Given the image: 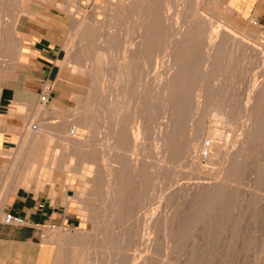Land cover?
<instances>
[{
	"label": "rangeland",
	"instance_id": "374dc122",
	"mask_svg": "<svg viewBox=\"0 0 264 264\" xmlns=\"http://www.w3.org/2000/svg\"><path fill=\"white\" fill-rule=\"evenodd\" d=\"M5 1L4 0H0V4L2 5V6L0 5L1 6L0 7V11H2L0 13V19H1L0 20V37L2 38V39L0 38V40H1L0 41V47H1L0 48V51H1L0 52L1 53L0 62H1L2 55H4V56L6 55V54H4L6 52H4L3 50H6L7 53L9 52V55H7L9 57L7 58V56H5L6 57L5 58L3 56V58H2L3 61L1 62L3 64L0 63V69H2V70H0V73H2L4 71H9V68L11 67V65L12 64L14 65V63H12L10 58L11 57L13 58V56L17 52L16 50H18V46L17 45H19V42H17V41H19L23 37H24L23 49H28V47H29V45L31 44L32 41L42 39V41L46 42L48 45H51L52 47L58 48L61 53H60V63H59L60 64V71H59L58 78H57V80L48 83V85L50 86V90L52 92V94H51L52 99H51L50 103L47 104V105H43V104H41L40 99L38 97V101H37L36 105L33 104V105H31L29 107V110H25L24 111L25 113H24L23 116L25 117V120L27 122V126L24 129V135H23L25 138L22 137V139H21L22 142H21V140L17 142V147L14 150H11V152H9V153H4L2 155V157H0V159L3 160V162L5 163V165H6V162L9 163L7 168L6 167H0V203L3 200V198L6 197L7 195L9 196L10 199H13V198L17 197V195L25 197L27 194H23V193H24V190L27 189V190H30V191H34L35 193H40V194H36V196H39L40 198L49 197L53 201V204H57V202H60V203L66 202V204L68 203L67 204L68 208H67L66 212L71 214V215L74 214L75 215V220L73 221V224H66L64 226L52 225V226L48 227L46 229V231H45L43 239L37 241L35 244L34 243H32V244L21 243L20 245L0 244V264H55L56 261H55V256L54 255L59 250L60 244L63 243L64 238H65V240H67L69 238V234L71 235V233H73L74 231L84 232L83 236H85V237L81 236L83 238L80 237L79 240L69 239L70 240L69 242L72 241L71 243H77L79 245L81 244L80 247L85 249V250L91 249L90 247L92 245L93 248L91 250L95 251V249H96V251H97V253L96 252L95 253L92 252L91 255L93 257L89 256L88 260H86L85 264H94L95 261H93V263H90V262L92 260H94L96 257H97L96 262L98 261V263H95V264H122V263H124V260L126 261L124 264H127V263L128 264H130V263L131 264H138V263L139 264H143L144 262H145L144 264H147V263L148 264H155V262H156V264H159V263L160 264H169L170 262L175 263V261H176L175 264H177V263L178 264H187V263L189 264V260L188 259L194 258V256H192V255H194V253L197 252L196 251L197 249L199 251V248H201L200 247L201 245L199 243H196V241L200 242L199 239L202 236L205 235V237H206L209 234H211V235L213 234L214 235V236L210 235L209 236L210 238H207V237L205 238L204 237V239H205L204 240V242H205V252L204 253L207 256V258H210L209 254H211L210 256L212 257V258H210V260L206 259L207 262L208 261H210V262L212 261V263L209 262V264H213V263H215V264H259V263L260 264H264V253H263L264 252V173H263L264 172V112L261 113L260 117L258 116L256 118H254L255 120L254 119L250 120V118H248L245 115L246 101L249 99L248 95L251 93L250 92L252 90L251 88H254V87L258 86L259 83L262 84L263 81H264V76L261 75L262 74L261 70L263 68L262 67V65H263L262 62H259L253 55H247V54H244L242 52L240 53L238 51L237 52H235V51L233 52V51L230 50L231 52L228 51L226 54H224L222 56L221 55L219 56L220 58L218 59V61L215 63V65L213 67V69L215 68V70L212 69L213 72H212V70H210V72L206 71L207 72L206 73L203 70V64H202V62L204 61V58H205V54H203L205 52V50L203 49L204 48L203 46H205V44L204 45L201 44V43H204L203 40L205 39V36L203 37V40L200 42V45H199V43H197L194 40L191 41L192 40L191 38H189L188 41L186 40V42L183 43L184 47L182 46L183 44L175 46V43H173V42H176V39H173L174 37L172 35L174 33H172V32H175V30L178 28V27L175 28L176 24H178L180 22L182 23V19H183L182 18L181 20H179L182 17V15L180 16V13L178 11L179 8L181 9V6H179V4L180 3L183 4L185 0L184 1L183 0L182 1L179 0L180 3L178 2V0H172L174 2H171V0H163V1L159 0L158 1V3H160V1L162 3L165 2L168 5V7H167L168 9H170V7H171V9L168 10L167 13H165L166 18H165V15L163 17L161 15V17H162L161 20H164L163 21V25H164V23H166V26L164 25V32H162L163 35L161 33L158 34V35H160L161 39L158 37V35H154V36H152V38L150 37L148 42H150V43L152 42L154 44L152 45V43H151V45H149V43H147V45H149L148 46L149 48L145 49V53H144L145 57L143 56L144 57L143 59H145V60L144 61L141 60L143 62L139 61L136 64L138 69H139V70L137 69V71H138L137 73L138 74H136V75H140V73H141L142 77H141V75L138 76V79L141 78V80H142V78L144 76L142 81L139 79V81H140L139 83L144 81L143 82V84H144V83L149 81L148 82L149 85H147V86H150V84L153 85L154 82L157 83L156 81H158V78H156V77H158V75L160 76L159 79L161 78V75H162V77H164V75H165L164 71L167 72L169 70V69L166 70L168 66H170V67H168V68H170V71L173 70L171 68L172 67L174 68L176 66L175 62H173L174 61V57L177 56L179 58L180 64L181 65L183 64V66H181V67L182 68L185 67L184 70L185 69L187 70V71L183 70L186 75H184V73H182V75L184 77L181 78L182 80H179L181 82V85H182V81H183L182 88L185 87V89H183L184 90L183 91L182 88L180 87L181 85H179L178 89H180V88L181 89L180 90L177 89V92L179 91V93H180V95H179L180 99H178V97H177L179 93L177 95L175 94L176 91L172 95L173 97L174 96L177 97V101H176V97H174V98H175V102L176 103L178 102V104H176L174 102V100H172V99H174L172 97H171V103H173V102L175 103L174 105L172 104L174 107L175 106L176 107L180 106L179 109L182 108L181 111L177 112L179 109L177 107V109H178L177 110L176 107H175V113H178V114H176V117L179 118L178 119L180 121L179 125H181V126L178 125L179 126L178 128H180V134H181L180 136L181 137L178 136L177 138L179 140H181V141L180 142L178 141V144H177V148L178 149L176 148L177 152L175 151V154H174L175 157L173 155H170V157L171 156L172 157L169 158V156L163 150L164 149V143L162 141H159V140H161L159 138H161V136H160L161 135V132H160L161 130L160 129L165 128L164 124L167 123L168 118L170 117V115H168V117H167L166 116L167 114H165L167 110L165 108H163L161 106V104L158 103V105H156L157 107L155 106L156 109L154 108V110L151 111V114L154 111H157V113L154 112L153 115H152L153 121H156L155 122V127H153L155 130H153V128L151 126L152 123H153V121H152V123L150 125V127L152 129L149 128L150 130H148V132L145 134V136H147L148 138H150V136H151L152 140L150 141L151 138L149 140L146 139L145 136H143V137H145L144 138L145 140L143 138H141L142 140H140V147L142 148V151L148 152L147 154L146 153L144 154L145 155L144 158L147 155V157H146L147 160H145V163H146V166L148 167V169H147L146 166H145V169H144V171H145V179H146L145 182L147 183L146 186H148V184H149L148 190L151 189L150 191H148V193L149 192L153 193L154 190L155 191L158 190V191L154 192L153 194H148V193L147 194H135L136 193L135 191L137 190V187H138L139 184L136 183L137 181H136L135 178H131L130 186L132 188H134L133 186L135 185V188H134V190H132V188L129 187L131 191L128 190L129 193L126 194L125 197L123 196L124 194H120L119 195L120 197L122 196V198H124V199H122L120 197L118 198L119 203H123L124 206H121L122 204H119L120 207H118V208H120V209H118L119 211H116L117 214L115 216L117 219H115V221L113 220L112 224H108V223H110V222H108L109 219L108 220H106V219L109 218L110 215H112L111 213H113V211H115L114 209H115L116 206L113 203L114 202L113 198H110V196L107 193L106 188H104L105 186H103V185H105L104 184L105 183V178H103L104 174L102 175L101 173H104L105 169H107L109 167L108 164L110 163V161H108V158H106L105 160H102V159L100 160L102 155H106V156L108 155V151H107V149L105 147L106 145L104 143L105 142L104 140H106V138H105L106 137V133H104L103 131H101V133L98 132L97 128L95 127V126H97L99 124V121H98L99 118H97L98 116L97 117L94 116V120H95L93 122L94 126L92 125V127L90 129L86 130L88 136L91 133L90 136L93 137L92 138L93 141L96 139L97 142L94 141V144H97L98 141H99V143L96 146V149H94V147H93V149L95 151L90 153V155H92V156H90L91 158H89V155H87L86 153H82V154L78 155V156H81V157L76 156L71 161L70 160L67 161L66 159H64L63 157L65 155L64 154L65 151H63L62 148L59 145L57 146V144H58V142H57L58 138L57 137L58 136L55 137V135L57 133L55 134L54 132H56V131L54 129L53 130H51V129L54 128L55 126H57L58 124H60L61 121H63L64 119H68V120H71L73 122L77 121V120H80V117L82 115L81 112L83 110H81V108H80L81 105L79 104V97L81 99H83L84 97H87L88 94H89V96L92 95V93L90 94V92H89V90L87 88L82 87L80 85H76L74 82L70 81L71 80L70 77L72 76V72H71L72 71V67L75 66L74 65L75 62L72 61L73 60L72 57H73L74 53H76L77 50H79V48H77V47H79L78 46L79 45V37L78 36L82 35V32L84 31L83 29L85 28V26H87L86 24H84V25L82 24L83 25L82 29H80L78 27V22L79 21L82 22L85 19V17H87L88 15H95V17H96V19L98 21V23L96 25L98 27H96V29H99L100 31L94 29L95 28L94 26L93 27L89 26L90 30L88 29L92 33V35H91V33L89 32V36H91V38L92 37L94 38V39L92 38L93 39V41H92L93 45H92L91 49L87 50L90 53H93L95 51V49L97 50V48L100 47V45H97V44H99V41H98L99 35L100 34L101 35H104V34L106 35L108 32H110V33L116 32L119 40L121 41L122 46L125 44V42H127V41L129 42V41L132 40L129 44L133 45L132 47H134V46L137 45V42L139 40L138 37H137L138 33H137V30H136V28H138V24L136 25L137 22H136V20H134V18H135L134 14L136 13V11L134 9H137V7L136 8H132V10L128 9L125 12V14H123L124 16L123 15L120 16V18L117 19V21H114V23L111 24L112 26L111 25H107V26H104L103 29H102L101 27L104 25L103 22L106 20L107 15L111 12L110 6L108 4H106V2H108L109 0H75L74 1L75 3L73 2L74 6L71 9V10H75V12H71V11L66 10L64 8H60L58 6L52 5V3L49 0H5ZM117 1L118 0H111L112 3H117ZM176 1H177V3L174 4ZM186 1H191V0H186ZM192 1H194V0H192ZM199 1L197 0L198 4H201L199 6L200 7L202 6V8H204V11H202V14H204V16L202 17L203 19H205L207 21H209V20L213 21V23H215V24L217 23L219 25H223L225 23H229L237 31H241L240 34L244 33V35H246V36L249 35L251 38H252V36H251V34L249 32H251V33L256 32L257 34H260V36L264 37V0H248L246 5H244L243 2L241 1L240 3H238L241 6H239L238 4H236L237 6L236 5L235 6H232V5L230 6L228 4L229 1H226V0H220L217 3H214V5L210 4L208 0H206V1L205 0L204 1L203 0H199ZM57 2L60 3V4H65V0H57ZM203 2H204V5H203ZM96 3L97 4L101 3L102 5L104 3V5L101 6L100 8L95 9V11H93L92 7ZM150 4H151V1H150ZM151 5L154 6L153 4H151ZM151 5L149 6V8H151V9L156 8V7L153 8ZM26 10L27 11L30 10V11H28V13H25V12H27ZM129 10H131V11H129ZM138 11H140L139 8L137 9V12ZM229 11H231V12H229ZM127 12H130L131 15L129 13H127ZM177 12L179 13V16H178ZM176 13H177V15H176ZM127 15H130V16H127ZM173 16H175V17H173ZM127 17H129L130 19L127 18ZM131 17H133V19ZM177 17H178V19H177ZM167 18H169L168 21H167L168 23L165 21ZM176 19L179 20L180 22L176 21ZM120 20H122V22ZM132 20H134V21H132ZM174 20H175V22H174ZM16 21L18 22V23H16L17 25L15 24ZM150 21H151V19L148 21V23L146 22V25L147 24L149 25ZM220 21H221V23H220ZM14 24H15V26H14ZM124 24H126V25H124ZM127 24H129L128 25L129 27L127 26ZM169 24L170 25L173 24L174 26L173 25L170 26ZM113 25H115V27ZM168 25H169V27H168ZM106 27L109 30L111 28V30L113 32L111 30L109 31L108 29H106ZM167 27L170 30L169 29L167 30L166 29ZM3 28H4V30H2ZM134 28H135L136 32L134 31ZM9 29H10V31H9ZM127 29H128V31H127ZM13 30H15V33H14ZM22 30H23V32H22ZM88 30H86L85 32L88 33L87 32ZM91 30H93V31H91ZM119 30H121V31H119ZM247 30H250V31L247 32ZM93 32H95V33H93ZM117 32H119L120 35ZM123 32L126 33V34L124 35ZM121 33H123V34H121ZM12 34H15V35H12ZM168 34L169 35L171 34V35L169 36ZM205 34L206 33H204V35ZM121 35H124V37H122ZM17 36L18 37L20 36L19 40H17V38H18ZM125 36L127 38H125ZM166 39L170 40V41H167ZM2 40L5 41L4 45H3L4 41L2 42ZM10 41H11V43H10ZM132 42H133V44H132ZM9 43L10 44L14 43L15 45L14 44L10 45ZM134 43H136V44L134 45ZM167 43L170 44V47H169V44L167 45ZM187 43L191 44V45H188ZM6 44H7V46H6ZM193 44L195 46L199 45V47H194ZM13 45L15 46V49H14ZM8 46H11L12 48L8 47ZM16 47H17V49H16ZM119 47H120V45H119ZM157 47H159V48L161 47L162 49L158 48L159 49L158 50ZM171 47H174V48H171ZM2 48H3V50H2ZM7 48L9 50H11L12 52L8 51ZM194 48H197V49H194ZM13 49L16 52L13 51ZM114 49H116V51H117V52L116 51L114 52L116 54L118 53V51L121 52V49L118 48V46L116 48H114ZM172 49H173V51H172ZM177 49H179V51ZM148 50H150V51H148ZM192 50H193V53H192ZM12 53H13V56H11ZM173 53L175 55H173ZM179 53H180V55H179ZM183 53H185L186 55L183 54ZM120 55H122V54H120ZM181 55H183V56H181ZM191 55H192V57H190V59H189V56H191ZM4 59H6V60H4ZM69 60H71L72 62L70 61L71 62L70 63ZM107 60L105 59V62H107L108 64L106 63V65L105 64L102 65V68L103 67L104 68L103 69L101 68V69L98 70V73L102 72L100 74H103V76L105 75L104 77L103 76L101 77V75H100V79H102V80H100L99 86L100 85L103 86L102 83H105V82L109 83V81L111 80V74L112 73L110 71L111 70V66H110L111 59H110V57L107 58ZM67 61L70 64L67 63ZM168 61H169V63H168ZM186 61H188V62H186ZM26 64H27V60H25L24 64L22 62L18 64V69H19L18 78L21 77V74H22L23 70L26 69L25 66H24ZM173 64H175V65H173ZM6 66H7V68H8V66H10L8 68V70H7ZM14 66L11 67V68L13 69ZM191 66L192 67L194 66V67L192 68ZM198 67H199V69H198ZM195 68H197V69H195ZM103 70H105V71L107 70L109 72H107V71L104 72ZM170 71H168V72H170ZM197 71H198V73H197ZM181 72H182V70H181ZM214 72L216 73V75H215ZM106 74H107L108 78H106ZM187 76H188V78H187ZM152 77H153V79H152ZM185 77H186V79H185ZM199 77H200V80L197 79ZM256 77H258V78H256ZM69 78H70V80H69ZM190 78H192V80ZM105 79L106 80L109 79V80L105 81ZM154 79H157V80H154ZM188 79H189V81H188ZM184 80H186V81H184ZM261 80H263V81H261ZM150 82H152V83H150ZM188 82H189V85H188ZM186 83H187V85H186ZM209 83H210V85H209ZM252 84H253L254 87L252 86ZM94 86L96 87V89L101 88V87H98V85H96V84ZM105 87H107V84L106 85L104 84V87H103L104 89L101 88L98 91H96L95 88H94L95 94L104 90L103 92L106 93V94L101 92V94L99 93V96H100V98L103 97L102 95L106 96L107 95V91L105 92V90H107V88L109 86L107 88H105ZM223 87H225V88H223ZM197 88H200L203 91V100L206 101V102H205L204 108L202 107V109H201V110L204 109V111L200 110L199 112L196 113L195 108H194L195 107L194 106L195 105V101H194L193 98H194V92H195L194 89H197ZM180 91H182V92H180ZM71 93L74 96L76 95V98L78 96L79 97L76 99L75 97L72 96ZM216 96H218V97H216ZM103 98H102V102H104L103 100L105 99V98L104 99ZM83 100H85V99H83ZM192 101H194V102H192ZM213 101H214V103H213ZM242 101H243V103H242ZM80 102H81V100H80ZM261 103L264 104V97H263V101H261ZM179 104H181V105H179ZM263 104L262 105L260 104V106H263L262 108H263V111H264V105ZM220 105H221V107H220ZM224 106H225V108H224ZM54 107H57L58 109L54 108ZM52 109H56V110H52ZM163 109H164V111H163ZM21 111L22 110H20V112ZM212 111H214V112H212ZM222 111H223V114H222ZM231 111H232V113H231ZM163 112H165V113H163ZM181 113H182V115H181ZM233 113H234V115H233ZM197 114H199V115H197ZM204 114H207V115H204ZM177 115H179V116H177ZM196 115H197V118H196ZM215 116L217 118H219V119H217ZM221 117H222L223 120L221 119ZM154 118H155V120H154ZM224 118H225V121H224ZM256 119H257V122H255ZM227 120L231 121V122H227ZM198 121H199V123L204 124L208 128L211 127V129L214 130L217 133V135H216L217 140L222 144V146L224 144V149H226V150H223L225 152L222 151L223 152L222 154L226 153V154L232 155L233 153H235V150H236V152L239 151V148H240L239 146L241 145L242 141L246 140V143L249 142L247 146L245 144V146H244L245 149L242 150V152L240 153L241 158L240 157L239 158L241 160L238 158V161H239L238 162L237 159H235L238 162L237 166L234 165L235 166L234 167L233 165H231L233 162L237 163L236 161H234V159L233 160L232 159L228 160V159H224V157H221L219 160H221V159L222 160L221 161H217V163L215 161H212L214 164H212V162L209 163L208 161L204 162L203 165L208 168V169L205 168L206 172L210 168L211 169L207 173L206 172L205 173H201L203 175L199 174L198 172H196L194 170L193 163L191 162L190 158L185 157V154H184L183 150L186 148L185 145L187 144L186 143L187 142L186 139L188 138L187 130L189 129V127L192 124V122L194 124H195V122L197 124H199ZM261 122H263V123H261ZM157 124H158V126H157ZM210 124L211 125L214 124V125L211 126ZM229 124L232 125V126L230 127ZM45 125H46L47 128H50L49 133L47 132V134H46V139H42V141H40L41 144L40 143L36 144L35 148L34 149L32 148L34 151H32L31 149H27V148H30L32 146L31 141H32V138L34 137V135L36 134V132L39 131L40 129H42L43 127H45ZM183 125H184V127H183ZM255 125H256V127H254ZM252 127H253V130H252ZM247 131L248 132L251 131V132L248 134ZM96 133H98V134H96ZM147 134L148 135L150 134V135L148 136ZM154 134H156V135H154ZM247 134L251 135V136L247 137ZM50 135H52V136H50ZM47 136H49V138H50L49 140H48ZM155 136H156V138L159 137L158 138L159 140L156 139ZM245 136L247 138H249V137L250 138L247 139ZM244 138H246V139H244ZM251 138H253V140H251ZM241 139H242V141H241ZM43 140H45V141L43 142ZM157 140H158V142H157ZM204 140H205L207 146H208V143L211 142L210 137H206ZM47 141H48V145H47ZM154 142H156V143H154ZM50 144L52 146H50ZM49 146L54 148V150L56 148V151L52 152L51 154L56 153L58 155V160L56 162V165H54V166L51 165V163L49 161V160H51V159H49L51 157H49V156L48 157H44V155H46V154H42V153H46L45 149L47 147H49ZM57 147H58V149H57ZM97 147H99V149L100 148L101 149L99 150ZM225 147H227V148H225ZM59 149H61L60 150L61 152L59 151ZM222 149H223V147H222ZM29 150H30V152H35V150H37L38 153H36V154L39 155L38 162L36 160V162L34 164H32V161L28 158V156L30 155V154L28 155V153H30ZM233 150H234V152H233ZM211 152L212 153H217V149L215 147H212L211 148ZM243 152H245L246 154H244ZM21 153H22V155H21ZM162 154H165V155H162ZM17 155H19V156H17ZM158 155H160V156H158ZM243 155H245V157ZM83 156L84 157L88 156L87 157L88 159L84 158ZM134 156L137 158L138 155L137 156L134 155ZM4 157L9 158V160L5 159ZM139 157H141V156H139ZM85 159L88 160V161L83 164ZM242 159H243V161H242ZM247 160H248V162H246ZM63 161L69 162L66 167H63V163H64ZM162 162H164V163H162ZM101 163H103V164H101ZM148 163H149V165H148ZM151 163H153L154 165H150ZM176 163H178V164H176ZM235 163H233V164H235ZM157 164H158V166L162 165L164 167V170L166 171L165 174L167 173L166 175L164 173H161L160 175H157L154 172H152V167L151 166H157ZM240 165H242L241 168H239ZM60 166H62V167L60 168ZM83 166H85L87 170L89 168L91 169V174L90 175L93 176L94 174H96L98 172V174L100 176L99 177L100 179H99L98 175H96V182H97L96 186H98V185L99 186L95 187V189H94V194H95L94 195V199H93L94 201L92 200V202H90L93 205L90 204L91 207L89 209L91 211L87 210L89 212L84 210V208H85V204H84L85 197H82V200H81V197H80L82 194H86V193H83V191H81V189L83 190L84 180L87 179V177L82 174L83 171L85 170L83 168ZM106 166H108V167H106ZM52 167L55 168V169L53 168V173L51 172L52 171ZM22 168L23 169L27 168V170L30 168V170H28V171L24 170L25 172L22 173L21 172ZM57 168H60V169L58 170ZM98 169L99 170L101 169V170L99 171ZM54 170H56L55 173H54ZM71 170L75 171V173L69 172ZM258 170H260V171L258 172ZM51 173L53 175H51ZM19 175L25 176V179L27 180L26 184L29 185L28 188H26L24 186H21V187H19L16 190L12 189L13 188L12 185H14L13 183L15 181L14 178L19 177ZM148 176H149V178H148ZM152 177H155V179L152 178ZM199 177H200L201 180L197 179ZM221 177H222V179H221ZM235 178H236V180H235ZM98 179H99V181H97ZM133 179H134L136 184L134 183ZM150 179L151 180L154 179V180L151 181ZM215 179H217V180H215ZM202 180L206 181V182L210 181L209 183L212 182L213 184H217V182L218 183H223L225 186L224 185L222 186V184H220L221 187L218 188V190H214L213 192H212V190L211 191L208 190V193L209 192H210V194L214 193V194L217 195L216 197H218L219 194L220 195L223 194L224 196L223 195L219 196V199L216 198V201H215V199L214 200L212 199V198L215 197V195L210 196L211 199H209L210 198L209 196L205 198V200L208 201L206 203L209 206L207 208V210L210 211V214L213 213V215H210V217L211 216L213 217V220H212V217H211L212 222L210 221L211 224L210 223L206 224V227L204 228V230L206 229L205 232L202 231L200 229V227H198V229L197 228L194 229L195 231L192 228L191 229L192 230V236L193 235L194 236L191 237L190 236L191 232H189L188 234H185V233H187L188 230L191 228V225L188 224L189 221H187L188 220V217H187L188 212L187 211H190L193 208V206H190L191 205V201H193V200L189 197V196H191V195H189V193L190 194H195V193L194 192L191 193V191L189 193H187L185 190L184 191H183V189L181 190V187H185L188 183L190 184V183H193V182H196V181L198 182V181H202ZM98 182H99V184H98ZM132 183H134V185H132ZM170 183H172L173 185L171 184L172 185L171 186ZM151 184H152V188H151ZM136 185H137V187H136ZM153 186H154V188H153ZM169 186H171V187H169ZM77 188H78V191H76ZM19 189H20V194H17V191ZM225 189L227 190L226 192H225ZM171 190L172 191L174 190L175 194L171 195V194L167 193V192H170ZM220 190H223V192H225L226 194H224ZM48 192H50V194H42V193H48ZM206 192H203V194H208ZM217 192L219 194H217ZM229 192H230V194H229ZM91 193L93 194V192H91ZM155 193H157V194L159 193V194L157 195ZM196 194H198V193H196ZM199 194H202V193H199ZM105 195L107 196L108 199L106 198ZM116 195L117 196H115V197L117 198L118 194H116ZM144 195H145V197H144ZM182 195H184V196H182ZM78 196H79V198H78ZM127 196L128 197L130 196V197L128 198ZM141 196L143 197V200H141L142 199ZM64 197L67 198V200L63 201ZM185 197H186V199H185ZM96 198H97L98 201H96ZM120 200L123 201V202H121ZM135 201H136L137 204L135 203ZM140 201L143 202V203L142 202L141 203L144 204V206H141V205L139 206ZM147 201L149 202V204H148ZM200 201L198 200V202H200ZM225 201H226V203H225ZM209 202H211V203L213 202V203L210 204ZM95 203H97V204H95ZM127 204H128L129 207L128 206L126 207ZM183 204H184V206H183ZM214 204H215L216 207H214ZM132 205H133V207H132ZM192 205H193V203H192ZM230 205H232V206H230ZM105 206L108 207L107 210H106ZM110 206H112V207H110ZM212 206H213V208H212ZM211 208H212V210H211ZM128 209H129V211H131L130 213H129ZM165 209H168L170 212L168 210L166 212ZM111 210H113V211H111ZM5 211H7V210H5ZM5 211H4V207H3V209H2L3 216L0 219L1 223L4 222V215H5L4 212ZM211 211H212V213H211ZM105 212L108 213V214H106ZM139 212H141V214ZM180 212H182V213H180ZM6 213H11V212H6ZM169 213L171 214V216L173 217L174 220L172 219V217L170 216ZM11 214H14V213L12 212ZM101 214L103 215V217H102ZM153 214H154V216H153ZM156 214L157 215L159 214L158 217H155ZM214 214H215V216H214ZM93 215H94V217H92ZM174 215H175V218L179 215V217H178L179 219L176 218L177 221L175 220ZM226 215H228V216H226ZM18 216H21V215H18ZM140 216L142 218H144V217L145 218L142 219V218H140ZM160 216H161V219L164 218L165 220L164 219L161 220L159 218ZM165 216H167L168 218L165 217ZM169 216L171 218H169ZM185 216L187 217L186 220H185ZM21 217L24 218L23 216H21ZM148 217H150V219L152 221H153V219H156V220L158 219V222H161V223L158 224V222H157L156 225H154L155 223H153V225L150 226L148 223L152 222V221ZM243 218H244V220H243ZM98 219L99 220L101 219V220L99 221ZM127 219H128V221H127ZM169 219H171L173 221H171L170 224L168 225V223H169L168 220ZM143 221H145V223ZM165 221H167V222H165ZM213 221H217V222L219 221L218 222L219 224H217V222H213ZM140 222H142V223L140 224ZM146 222H148V223H146ZM178 222H180V225L178 224ZM184 222H186V223L188 222L187 224L189 226L186 223H184ZM136 223H137V226H136ZM174 223H175V225H174ZM181 223L183 225L185 224L184 227L181 225ZM212 223L213 224L215 223V225L213 227L211 226V225H213ZM220 223H221L222 226L220 225ZM96 224H98V225H96ZM128 224H130V225H128ZM146 224H147V226H146ZM116 225H117V228H115ZM138 225L140 226V228H139ZM12 226L19 227V226H27V225H19V226L12 225ZM130 226H131V228H130ZM164 226L167 227V228H164ZM215 226H217L218 228L215 227ZM182 227H183V229H182ZM211 227L213 229H211ZM233 227H234V229H233ZM138 228L141 229L140 230L141 233L139 232ZM215 228H216V230L218 229L219 231L218 230L216 231ZM102 229H103V231H101ZM226 229H227L228 232L226 231ZM106 230H107V232H106ZM169 230L172 233H170ZM191 230H189V231H191ZM98 231H99V233H98ZM117 231H118V233H117ZM122 231L124 233H126V232L129 233V234L126 233L127 234L126 235L127 238L124 239V241H122L123 244L121 243V240L118 239V236H117L118 234H123ZM157 231H159V232L157 233ZM94 232L99 234V236L97 234L94 235ZM167 232L170 234V236H169V234H167V236H166ZM196 232L197 233L199 232V234H195ZM201 232L204 233V234H202ZM177 233H179L178 237L183 240V243H182V240H180L181 242L178 241L180 244L178 243L179 245H178L177 248H179V246L181 245V248H182V249L180 248L181 251L179 249H177V248L176 249L173 248V247H176V246H175V244H172V242L170 241L172 239L179 240V238H177ZM227 233H228V235H227ZM171 234H173L174 236H172ZM153 235H155L154 239H153ZM163 235H165V236H163ZM183 235H185V236H183ZM196 235L198 237H200V238H197ZM186 236H187V238H186ZM66 237H67V239H66ZM111 237L112 238L115 237L116 239L113 238L115 241L112 240ZM169 237L172 238V239H169ZM181 237H183V238H181ZM190 237L192 238V241H191ZM194 237L197 240H194ZM93 238H95V240ZM165 238H167V239H165ZM219 238L222 239V240H220ZM55 239H56V241H55ZM84 239H85V241H84ZM117 239L120 240V241H118ZM207 239H209V240H207ZM153 240H155V241H153ZM167 240H169V241H167ZM206 240H207V242H206ZM236 240H237V242H236ZM80 241H81V243H80ZM158 241H159V243H158ZM224 241H225V243H224ZM229 241H231V242H229ZM84 242H85V244H84ZM90 242H91V244H90ZM147 242H149V243H147ZM189 242H191V243H189ZM86 243H87V245H86ZM108 243H110V244H108ZM119 243H121L120 244L121 247L123 245L124 249L120 248V246H117V245H119ZM144 243H146L147 245L144 244ZM208 243H209V246L207 245ZM236 243H237V245H236ZM163 244H164V246H163ZM169 244L173 245V246L171 245L169 247L170 249L167 248L169 246ZM244 244H245V246H244ZM88 245H89V247H88ZM145 245H146V247H145ZM190 245H192V246H190ZM194 245H198L199 248H198V246H196V248H195ZM235 245H236L237 248L235 247ZM247 245H249V246H247ZM110 246H111V248H110ZM98 247H100V248H98ZM171 247H172V250L175 249V250H173V252H171L172 251ZM187 247H189V248H187ZM216 247H218V248H216ZM241 247H242V249H241ZM113 248H117L118 250L113 249ZM147 248L148 249L149 248H151V249L153 248V249L152 250L149 249V251H148ZM97 249H99V250H97ZM121 249L123 251L125 250L124 253L125 252L127 253V251H128L127 255L122 253ZM162 249H164V250H162ZM178 250L181 252V254H179V252H177ZM215 250H216V252H215ZM115 251H117V252L115 253ZM147 251H148V253H147ZM192 251H195V252L193 253ZM118 252L122 253L123 256H122V254L118 255ZM187 253L189 255H187ZM169 254H171V255H169ZM174 254H176V255L179 254V257H178V255L176 256ZM195 254L197 255V253H195ZM117 255H118V257H117ZM148 255H149V258L151 257L150 259H147ZM160 255H162V257ZM196 255H195V259L197 258ZM94 256H96V257H94ZM131 256H132V258H130ZM220 256H221V259H220ZM225 256H226V258H225ZM90 257H91L92 260L90 259ZM101 257L103 258L104 261H102ZM99 258H101V259H99ZM215 258H216V261H215ZM131 259H133V260L131 261ZM141 259L143 260V262H141L142 261ZM177 261H179V262H177ZM87 262H89V263H87ZM101 262H103V263H101Z\"/></svg>",
	"mask_w": 264,
	"mask_h": 264
},
{
	"label": "bare ground",
	"instance_id": "6f19581e",
	"mask_svg": "<svg viewBox=\"0 0 264 264\" xmlns=\"http://www.w3.org/2000/svg\"><path fill=\"white\" fill-rule=\"evenodd\" d=\"M5 1V0H4ZM51 3H52V5H55V6H58V7H60V8H64V9H66V10H69V11H71V12H75V10H71L72 9V7L74 6V4H73V2L75 1V0H65V4H60V3H58L57 2V0H49ZM150 1H151V4H153L154 6H152L151 4H150ZM158 1L159 0H118L117 1V3H112L111 2V0H109L108 2H106V4H108L109 6H110V8H111V12L107 15V17H106V20L103 22L104 23V25L101 27L102 29H103V27L104 26H107V25H111L112 23H114V21H117V19H119L120 18V16H122L123 14H125V12L128 10V9H131L132 10V8H136L137 7V9L139 8L140 9V11H138L137 12V9H134L135 11H136V13L134 14V16H135V18H134V20H136V25L138 24V28H136V30H137V33H138V35H137V37H138V42H137V45L136 46H134V47H132L133 45H131V44H129L131 41H127V42H125V44L122 46V44H121V41L119 40V38H118V36H117V34H116V32H114V33H110V32H106L107 34L105 35H99V37H98V41H99V44H97V45H100V47L99 48H97V50L95 49V51L93 52V53H90L89 51H87V50H89V49H91V47H92V41H93V39L91 38V36H89V30H90V28H89V26H91V27H95L94 29H96V27H98V26H96L97 25V23H98V21H97V19H96V17H95V15H88L87 17H85V19L82 21V22H78V27L80 28V29H82V26L84 25V24H86L87 26H85V28L82 30L83 32H82V35H80V36H78L79 37V47H77V48H79V50H77V52L76 53H74V55H73V62H75V66L74 67H72V76L70 77L71 78V80H70V78H69V80L70 81H72V82H74L76 85H80V86H82V87H85V88H87L88 90H89V92H90V94L92 93V95L91 96H89V94H88V96L87 97H84L83 99H85V100H83V99H81L79 96V104L81 105V110H83L82 112H81V117H80V120H77V121H71V120H68V119H64L63 121H61V123L60 124H58L57 126H55L54 128H52L51 130H55L56 132H54L56 135H55V137H57L58 138V144H57V146L59 145L61 148H62V150L63 151H65V155H64V159H66L67 161H71L72 159H74V157H76V156H78V155H80V154H82V153H86L87 155H89V158H91L90 156H92V155H90V153L91 152H93V151H95L94 149H96V146H97V144L99 143V141H98V143L97 144H94V141L95 142H97L96 141V139L93 141V137H91L90 136V134H89V136L87 135V132H86V130H88V129H90L91 127H92V125H93V122L95 121L94 120V116H98L97 118H99V124L97 125V126H95L96 128H97V131L98 132H100L101 133V131H103L104 133H106V140H104L105 142V147H106V149H107V151H108V155L106 156V155H102L101 156V158H100V160L102 159V160H105L106 158H108V161H110V163L108 164V166H106V167H108L107 169H105V171H104V173H101L104 177L103 178H105V185H103V186H105L104 188H106V190H107V193H108V195L110 196V198H113V203L115 204V211H113V210H111V211H113V213H111L112 215H110L109 216V218H107L106 220H108L109 219V221L108 222H110V223H108V224H112V222H113V220L115 221V219H117L115 216H116V214H117V212L116 211H119L118 209H120V208H118V207H120V205L119 204H122L121 206H124L123 205V203H119V200H118V198L120 197L119 195L120 194H124L123 196L125 197L126 196V194H128L129 192H128V190H130V188L129 187H131L130 186V180H131V178H135L136 179V183L137 184H139L138 185V187H137V185H136V187H137V190L134 192L135 194H147L148 193V191H150V190H148V186H149V184H148V186H146V182H145V171H144V169H145V166H146V163H145V160H147V155H146V159L144 158V154L146 153H148V152H144V151H142V148L140 147V140H142L141 138H145L146 137V139H150L151 138V136H150V138H148L147 136H145V134L148 132V130H150L149 128H151L150 127V125H151V123H152V121H153V117H152V115H153V113L154 112H156L157 113V111H154L152 114H151V111H153L154 110V108H155V106L156 105H158V103L159 104H161V106L163 107V108H165L167 111H166V113L165 112H163V113H165V114H167L166 116L168 117V115H170V117L168 118V121H167V123L166 124H164L165 126V128H162V129H160L161 131V138H159V137H157L156 138V136H155V138L156 139H161V140H159V141H162L163 143H164V151H165V153L169 156V158H171L170 157V155H173L174 156V154H175V151H176V148H177V144H178V141L180 142L181 140H179L177 137L179 136V137H181L180 135V128H178L179 126H181V125H179V118L178 117H176V114H178V113H175V107L173 106L176 102H175V98L174 97H176V96H172L173 94H174V92H175V94L177 95L178 93H179V91L177 92V89L179 88V85H181V82L179 81V80H182L181 78H183L184 76L182 75V73H184V71H187L186 69L184 70V68L185 67H181V66H183V64L181 65L180 64V62H179V58L176 56V57H174V61L173 62H175V64H176V66L173 68H171V69H173L172 71H170V68H168V67H170V66H168L167 67V69L166 70H168V71H170V72H165L164 71V73H165V75H164V77H162V75H161V78L159 79V75H158V77H156V78H158V81H156L157 83H153V85H151L150 84V86H147V85H149V81L148 82H146V83H144L143 84V82H141V83H139L140 81H139V79L141 80V78H139L138 79V76H140L141 75V77H142V74L140 73V75H136V74H138L137 72V69H138V67H137V63L139 62V61H141V60H145V59H143L145 56H144V53H145V49H148L149 47V45H151V43L150 42H148L149 41V39H150V37L152 38V36H154V35H158V34H162V32H164V25L166 26V23H164V25H163V21L164 20H161L162 19V17L165 15V13H167L168 12V10H170L171 9V7H170V9H168L167 7H168V5L165 3V2H161L160 1V3H158ZM163 1V0H162ZM180 1H182V0H180ZM184 1V0H183ZM199 1V0H198ZM204 1V0H203ZM206 1V0H205ZM209 1V3L210 4H213L214 5V3H217L218 1H220V0H208ZM226 1H229V5L231 6H235L236 4H238V3H240L241 1L243 2V4L244 5H246V3H247V1L248 0H226ZM6 2V1H5ZM168 2V1H167ZM171 2H174V1H172L171 0ZM178 2H179V0H178ZM200 2V1H199ZM245 2V3H244ZM75 3V2H74ZM165 3V4H164ZM170 3V2H169ZM168 3V4H169ZM177 3V1L174 3V4H176ZM180 3V2H179ZM178 3V4H179ZM202 3V2H201ZM206 4V3H205ZM1 5V4H0ZM94 5V4H93ZM103 5H104V3H103ZM101 3L100 4H95L93 7H92V9H93V11H95V9H97V8H100L101 6H103ZM152 6L153 8L154 7H156V8H154V9H151V8H149V6ZM172 5V4H171ZM199 5H201V4H198V2H197V0H194V1H184V3L183 4H179V6H181V9L179 8V13H180V16L182 15V17L179 19V20H181L182 18V23L179 21V20H177L178 19V17H177V19H176V21H179L180 23H178V24H176V26H175V28H177L176 30H175V32H172V33H174L172 36L174 37L173 39H176V42H173V43H175V46H178V45H182L183 43H185L186 42V40L188 41L189 40V38H191L192 40L191 41H196L197 43H199V45H200V42L203 40V37L205 36V39L203 40L204 41V43H201L202 45H204L205 44V46H203L204 48V50H205V52L203 53V54H205V58H204V61L202 62V64H203V70L206 72V71H209L210 72V70H212L213 69V67H214V65H215V63L218 61V59L220 58L219 56L221 55H224V54H226L228 51H235V52H242V53H244V54H247V55H253L259 62H262V76H264V37L263 36H260V34H257L256 32H253V33H251V32H249L250 34H251V36H252V38L249 36H246V35H244V33L243 34H240L241 33V31H237L233 26H231L229 23H225V24H223V25H219V24H215V23H213V21H207V20H205V19H203L202 17L204 16V14H202V11H204V8H202V6L200 7ZM203 5H204V2H203ZM239 5V4H238ZM2 6V5H1ZM0 6V7H1ZM170 6V5H169ZM237 6V5H236ZM239 6H241V5H239ZM204 7V6H203ZM231 9V8H230ZM131 10H129V11H131ZM233 10V9H232ZM27 11V10H26ZM28 11H30V10H28ZM28 11L27 12H25V13H28ZM2 11H0V13H1ZM133 12V11H132ZM176 12V11H175ZM206 12V11H205ZM229 12H231V11H229ZM127 13H129L130 14V12H127ZM170 13V12H169ZM178 13V12H177ZM177 13H176V15H177ZM179 13H178V16H179ZM204 13V12H203ZM207 13V12H206ZM31 14V13H30ZM33 14V13H32ZM102 14V13H101ZM131 15V14H130ZM130 15H127V16H130ZM161 15H162V17H161ZM168 15V14H167ZM124 16V15H123ZM169 17V16H168ZM173 17H175V16H173ZM127 18H129V17H127ZM132 19H133V17H131ZM165 18H166V15H165ZM171 18V17H170ZM207 18V17H206ZM214 18V17H213ZM216 18V17H215ZM130 19V18H129ZM138 19V20H137ZM151 19V21H150V24L148 25H146V22L148 23V21ZM164 19V18H163ZM168 19L169 18H167L165 21L167 22L168 21ZM172 19V18H171ZM1 20V19H0ZM17 20V19H16ZM20 20V19H19ZM134 20H132V21H134ZM213 20V19H212ZM18 21V20H17ZM15 22V24L16 23H18V22ZM121 22H122V20H120ZM173 21V20H172ZM126 22V21H125ZM170 22V21H169ZM174 22H175V20H174ZM116 23V22H115ZM134 23V22H133ZM168 23V22H167ZM220 23H221V21H220ZM232 23V22H231ZM15 24H14V26H15ZM83 24V25H82ZM135 24V23H134ZM7 25V24H6ZM17 25V24H16ZM116 25V24H115ZM115 25H113L114 27H115ZM124 25H126V24H124ZM129 24H127V26H128ZM170 25V24H169ZM169 25H168V27H169ZM171 25H173V24H171ZM170 25V26H171ZM19 26V25H18ZM112 26V25H111ZM174 26V25H173ZM3 27V26H2ZM8 27V26H7ZM129 27V26H128ZM166 28L167 30L169 29V28ZM9 28V27H8ZM15 28V27H14ZM13 28V29H14ZM135 28H134V31H135ZM174 28V27H173ZM174 28V29H175ZM89 29V30H88ZM92 29V28H91ZM101 29V30H102ZM105 29V28H104ZM106 29H108L107 27H106ZM114 29V28H113ZM116 29V28H115ZM118 29V28H117ZM124 29V28H123ZM2 30H4V28L2 29ZM86 30H88L87 32L88 33H86L85 31ZM96 30H99V29H96ZM95 30V31H96ZM109 30V29H108ZM107 30V31H108ZM110 30H111V28H110ZM109 30V31H110ZM126 30V29H125ZM170 30V29H169ZM172 30V29H171ZM9 31H10V29H9ZM14 31V33H15V30H13ZM80 31V30H79ZM91 31H93V30H91ZM100 31V30H99ZM106 31V30H105ZM112 31V30H111ZM116 31V30H115ZM119 31H121V30H119ZM127 31H128V29H127ZM130 31V30H129ZM248 31H250V30H247V32ZM22 32H23V30H22ZM81 32V31H80ZM103 32V31H102ZM113 32V31H112ZM136 32V31H135ZM4 33V32H3ZM13 33V32H12ZM17 33V32H16ZM84 33V34H83ZM87 35H86V34ZM91 33V32H90ZM93 33H95V32H93ZM97 33V32H96ZM99 33V32H98ZM117 33H119V32H117ZM124 33V32H123ZM123 33H121V34H123ZM167 33V32H166ZM171 33V32H170ZM204 33H206L205 35H204ZM126 33H124V35H125ZM165 34V33H164ZM12 35H15V34H12ZM25 35V34H24ZM91 35H92V33H91ZM119 35H120V33H119ZM124 35H121L122 37H124ZM163 35V34H162ZM169 35V34H168ZM167 35V36H168ZM171 35V34H170ZM169 35V36H170ZM27 36V35H26ZM165 36V35H164ZM168 36V37H169ZM18 37V36H17ZM16 37V38H17ZM20 37V36H19ZM19 37L17 38V40H19ZM149 37V38H148ZM158 37L160 38V35H158ZM1 38V37H0ZM125 38H127L126 36H125ZM148 38V39H147ZM154 38V37H153ZM156 38V37H155ZM171 38V37H170ZM2 39V38H1ZM157 39V38H156ZM161 39V38H160ZM172 39V38H171ZM6 40V39H5ZM16 40V41H17ZM127 40V39H126ZM134 40V39H133ZM167 40V39H166ZM1 41V40H0ZM4 40H2V42H3ZM123 41V40H122ZM137 41V40H136ZM159 41V40H158ZM157 41V42H158ZM167 41H170V40H167ZM17 42H19V45H17L18 46V50H16L17 51V54H15V55H17V59H18V61H16V59H15V61L19 64V63H21V62H23L24 61V59H25V56H26V53H25V51L24 50H27V49H23V42H24V37L22 38V39H20L19 41H17ZM154 42V41H153ZM190 42V41H189ZM7 43V42H6ZM10 43H11V41H10ZM9 43V44H10ZM124 43V42H123ZM147 43H149V45H147ZM159 43V42H158ZM165 43V42H164ZM172 43V42H171ZM191 43V42H190ZM5 44V41L3 42V45ZM12 44H14V43H12ZM12 44H10V45H12ZM132 44H133V42H132ZM136 43H134V45H135ZM154 43H152V45H153ZM169 43H167V45H168ZM188 44V43H187ZM2 45V44H1ZM15 45V44H14ZM13 45V47H14V49H15V46ZM119 45H120V47H119ZM161 45V44H160ZM188 45H191V44H188ZM194 45V44H193ZM198 45V44H197ZM199 45L198 46H195L194 45V47H199ZM6 46H7V44H6ZM95 46V45H94ZM118 46V48H120L121 49V52L120 51H118V53L116 54V53H114L115 51H116V49H114V48H116ZM183 47H184V44L182 45ZM186 46V45H185ZM8 47H11V46H8ZM122 47V48H121ZM151 47V46H150ZM164 47V46H163ZM169 47H170V44H169ZM189 47V46H188ZM201 47V46H200ZM1 48V47H0ZM12 48V47H11ZM159 47H157V49H158ZM161 48V47H160ZM159 48V49H160ZM166 48V47H165ZM171 48H174V47H171ZM190 48V47H189ZM192 48V47H191ZM8 49V48H7ZM13 49V51H15ZM16 49H17V47H16ZM123 49V50H122ZM151 49V48H150ZM158 49V50H159ZM162 49V48H161ZM176 49V48H175ZM188 49V48H187ZM194 49H197V48H194ZM199 49V48H198ZM2 50H3V48H2ZM170 50V49H169ZM178 51H179V49H177ZM186 50V49H185ZM4 52H6V53H4V54H6L5 56H7V55H9V52L7 53V51L6 50H3ZM2 51V52H3ZM8 51H10V52H12L11 50H9L8 49ZM15 51V52H16ZM123 51V52H122ZM147 51V50H146ZM148 51H150V50H148ZM172 51H173V49H172ZM189 51V50H188ZM195 51V50H194ZM230 51V52H231ZM1 52V51H0ZM71 52V51H70ZM117 52V51H116ZM166 52V51H165ZM169 52V51H168ZM183 52V51H182ZM187 52V51H186ZM14 53V52H13ZM13 53H12V55L11 56H13ZM122 54V55H120V54ZM189 53V52H188ZM192 53H193V50H192ZM3 54V53H2ZM183 54H185V53H183ZM200 54V53H199ZM236 54V53H235ZM243 54V55H244ZM0 55H1V53H0ZM14 55V56H15ZM146 55V54H145ZM149 55V54H148ZM170 55V54H169ZM173 55H175L174 53H173ZM178 55V54H177ZM179 55H180V53H179ZM186 55V54H185ZM3 56L4 55H2V58H3ZM4 56V57H5ZM13 56V57H14ZM144 56V57H143ZM147 56V55H146ZM168 56V55H167ZM181 56H183V55H181ZM195 56V55H194ZM197 56V55H196ZM229 56V55H228ZM9 56H7V58H8ZM16 57V56H15ZM14 57V58H15ZM110 57V59H111V61H110V66H111V80L109 81V83L107 82H105V81H108L109 79H105V83H102V85L103 86H99V84H100V80H102V79H100V75H101V77L103 76V74H100V73H102V72H100V73H98V70L99 69H101L102 68V65H106V63L107 62H105V59L107 60V58H109ZM187 57V56H186ZM190 57H192V55L191 56H189V59H190ZM225 57V56H224ZM237 57V56H236ZM2 58H1V62L3 61L2 60ZM6 58V57H5ZM12 58V57H11ZM10 58V59H11ZM71 58V57H70ZM149 58V57H148ZM152 58V57H151ZM9 59V60H10ZM184 59V58H183ZM228 59V58H227ZM230 59V58H229ZM246 59V58H245ZM244 59V60H245ZM4 60H6V59H4ZM68 60V59H67ZM150 60V59H149ZM170 60V59H169ZM182 60V59H181ZM12 61V63H13V60H11ZM10 61V62H11ZM71 60H69V62H70ZM71 61V62H72ZM108 61V60H107ZM143 61H141V62H143ZM183 61V60H182ZM181 61V62H182ZM222 61V60H221ZM220 61V62H221ZM0 62V63H1ZM15 62V63H16ZM68 61H67V63H69ZM70 62V63H71ZM172 62V63H173ZM186 62H188V61H186ZM196 62V61H195ZM230 62V61H229ZM11 63V64H12ZM16 63V64H17ZM69 63V64H70ZM149 63V62H148ZM168 63H169V61H168ZM184 63V62H183ZM194 63V62H193ZM200 63V62H199ZM223 63V62H222ZM1 64H3V63H1ZM108 64V63H107ZM175 64H173V65H175ZM192 64V63H191ZM224 64V63H223ZM6 65V64H5ZM8 65V64H7ZM170 65V64H169ZM14 65L12 64L11 65V67H13ZM217 66V65H216ZM10 66H8V68H9ZM9 68V70L11 69L12 70V68ZM192 67V66H191ZM194 67V66H193ZM192 67V68H193ZM201 67V66H200ZM224 67V66H223ZM6 68H7V66H6ZM8 68H7V70H8ZM104 68V67H103ZM102 68V69H103ZM217 68V67H216ZM226 68V67H225ZM5 69V68H4ZM107 69V68H106ZM144 69V68H143ZM190 69V68H189ZM195 69H197V68H195ZM198 69H199V67H198ZM0 70H2V69H0ZM13 70H15V68L13 69ZM25 70V69H24ZM139 70V69H138ZM181 70H182V72H181ZM184 70V71H183ZM213 70H215V68L213 69ZM213 70H212V72H213ZM217 70V69H216ZM219 70V69H218ZM225 70V69H224ZM104 72H106L105 70H103ZM201 71V70H200ZM203 71V72H204ZM257 71V70H256ZM6 72V71H5ZM9 72V71H8ZM12 72V71H11ZM103 72V73H104ZM107 72H109V71H107ZM193 72V71H192ZM7 73V72H6ZM14 74H15V78H16V72L14 71L13 72ZM143 73V72H142ZM167 73V74H166ZM194 73V72H193ZM197 73H198V71H197ZM196 73V74H197ZM207 73V72H206ZM215 73V72H214ZM4 74V73H3ZM2 74V76L3 77H1V79L3 78L4 79V75ZM12 74V73H11ZM108 74V73H107ZM107 74H106V78H108L107 77ZM150 74V73H149ZM154 74V73H153ZM157 74V73H156ZM200 74V73H199ZM210 74V73H209ZM226 74V73H225ZM224 74V75H225ZM6 75V74H5ZM7 75L9 76L10 74H8L7 73ZM148 75V74H147ZM146 75V76H147ZM184 75H186L185 73H184ZM215 75H216V73H215ZM0 76H1V73H0ZM10 76H12V75H10ZM105 76V75H104ZM103 76V77H104ZM109 76V75H108ZM192 76V75H191ZM190 76V77H191ZM195 76V75H194ZM206 76V75H205ZM212 76V75H211ZM7 77V76H6ZM14 76H12V77H10V78H8V80L9 79H11V78H13ZM149 77V76H148ZM15 78H13L14 80H15ZM110 78V77H109ZM143 78H144V76H143ZM143 78H142V80H143ZM150 78V77H149ZM187 78H188V76H187ZM217 78V77H216ZM226 78V77H225ZM228 78V77H227ZM256 78H258V77H256ZM13 79H11V80H13ZM152 79H153V77H152ZM185 79H186V77H185ZM191 80H192V78H190ZM197 79H199L200 80V77L199 78H197ZM214 79V78H213ZM224 79V78H223ZM5 80H7L6 78L4 79V81ZM7 80V81H8ZM141 80V81H142ZM154 80H157V79H154ZM196 80V79H195ZM210 80V79H209ZM215 80V79H214ZM226 80V79H225ZM256 80V79H255ZM3 81V82H4ZM15 81H17V79L15 80ZM14 81V82H15ZM184 81H186V80H184ZM188 81H189V79H188ZM229 81V80H228ZM254 81V80H253ZM261 81H263V80H261ZM191 82V81H190ZM198 82V81H197ZM207 82V81H206ZM210 82V81H209ZM213 82V81H212ZM216 82V81H215ZM6 83H8V82H6ZM150 83H152V82H150ZM192 83V82H191ZM205 83V82H204ZM211 83V82H210ZM210 83H209V85H210ZM217 83V82H216ZM222 83V82H221ZM225 83V82H224ZM253 83V82H252ZM4 84H5V82H4ZM14 84V83H13ZM98 85V87H101V88H103L104 87V84L106 85L107 84V87H105V88H107V90H105V92L107 91V95L105 96V95H102L103 97H101L100 98V96H99V93L101 94V92H103V91H101V92H99V93H96L95 94V90L96 91H98V90H100L101 88H99V89H96V87L94 86V85ZM199 84V83H198ZM215 84V83H214ZM218 84V83H217ZM220 84V83H219ZM255 84V83H254ZM6 85V84H5ZM16 85V84H15ZM182 85H183V81H182ZM182 85L180 86L181 88H182ZM185 85V84H184ZM186 85H187V83H186ZM188 85H189V82H188ZM1 86V85H0ZM252 86H253V84H252ZM251 86V87H252ZM256 86V85H255ZM3 87V86H2ZM1 87V88H2ZM204 87V86H203ZM254 87V86H253ZM94 88H95V90H94ZM180 88V89H181ZM190 88V87H189ZM194 88V87H193ZM212 88V87H211ZM216 88V87H215ZM214 88V89H215ZM219 88V87H218ZM223 88H225V87H223ZM104 89V88H103ZM180 89H178V90H180ZM183 89H185V87H183L182 88V90ZM252 89V90H251ZM250 90V94L248 95V100L246 101V109H245V115L248 117V118H250V120H252V119H254V118H256V117H260L261 116V113H263L264 111H263V106H260V104L262 105L263 103H261V101H263V97H264V81H263V83L262 84H258V86H256V87H254V88H251ZM25 90V89H24ZM218 90V89H217ZM231 90V89H230ZM184 91V90H183ZM187 91V90H186ZM194 101H195V111H196V113L197 112H199L201 109H202V107L204 108V106H205V102L206 101H204L203 100V91L200 89V88H197V89H194ZM220 91V90H219ZM223 91V90H222ZM221 91V92H222ZM180 92H182V91H180ZM189 92V91H188ZM207 92V91H206ZM213 92V91H212ZM104 93V92H103ZM184 93V92H183ZM182 93V94H183ZM214 93V92H213ZM216 93V92H215ZM219 93V92H218ZM72 94V93H71ZM76 94V93H75ZM104 94H106V93H104ZM190 94V93H189ZM210 94V93H209ZM208 94V95H209ZM225 94V93H224ZM19 95V94H18ZM22 95V94H21ZM20 95V96H21ZM179 95H180V93L178 94V99H180L179 98ZM193 95V94H192ZM72 96L73 97H75L76 98V95L74 96L73 94H72ZM182 96V95H181ZM77 97V98H78ZM171 97L172 98H174V99H172V100H174V102L173 103H171ZM177 97H176V101H177ZM206 97V96H205ZM216 97H218V96H216ZM76 98V99H77ZM102 98L104 99L103 101L104 102H102ZM218 99V98H217ZM221 99V98H220ZM21 100V99H20ZM80 100H81V102H80ZM189 100V99H188ZM191 100V99H190ZM179 101V100H178ZM194 101H192V102H194ZM211 101V100H210ZM212 102V101H211ZM210 102V103H211ZM217 102V101H216ZM213 103H214V101H213ZM212 103V104H213ZM226 103V102H225ZM242 103H243V101H242ZM173 104V105H172ZM176 104H178V102L176 103ZM218 104V103H217ZM222 104V103H221ZM224 104V103H223ZM248 104V105H247ZM179 105H181V104H179ZM264 105V104H263ZM229 106V105H228ZM157 107V106H156ZM160 107V106H159ZM178 107V109H179V107L180 106H177ZM177 107H176V109H177ZM182 107V106H181ZM220 107H221V105H220ZM223 107V106H222ZM244 107V106H243ZM54 108H57V107H54ZM211 108V107H210ZM224 108H225V106H224ZM241 108V107H240ZM58 109V108H57ZM156 109V108H155ZM177 109V110H178ZM181 109L182 108H180L177 112H179V111H181ZM222 109V108H221ZM242 109V108H241ZM240 109V110H241ZM52 110H56V109H52ZM223 110V109H222ZM233 110V109H232ZM163 111H164V109H163ZM201 111H204V109L203 110H201ZM209 111V110H208ZM221 111V110H220ZM160 112V111H159ZM158 112V113H159ZM211 112V111H210ZM212 112H214V111H212ZM184 113V112H183ZM195 113V114H196ZM231 113H232V111H231ZM162 114V113H161ZM200 114V113H199ZM199 114H197V115H199ZM203 114V113H202ZM201 114V115H202ZM216 114V113H215ZM221 114V113H220ZM222 114H223V111H222ZM181 115H182V113H181ZM197 115H196V118H197ZM204 115H207V114H204ZM217 115V114H216ZM219 115V114H218ZM230 115V114H229ZM233 115H234V113H233ZM177 116H179V115H177ZM221 116V115H220ZM225 116V115H224ZM159 117V116H158ZM182 117V116H181ZM216 117V116H215ZM244 117V116H243ZM217 118V117H216ZM246 118V117H245ZM201 119V118H200ZM217 119H219V118H217ZM221 119H222V117H221ZM154 120H155V118H154ZM164 120V119H163ZM199 120V119H198ZM223 120V119H222ZM236 120V119H235ZM255 120V119H254ZM253 120V121H254ZM162 121V120H161ZM213 121V120H212ZM224 121H225V118H224ZM248 121V120H247ZM263 121V120H262ZM155 122L156 121H153V123H152V128L153 127H155ZM205 122V121H204ZM223 122V121H222ZM227 122H231V121H228L227 120ZM240 122V121H239ZM255 122H257V119H256V121ZM160 123V122H159ZM198 123H199V121H198ZM207 123V122H206ZM221 123V122H220ZM224 123V122H223ZM261 123H263V122H261ZM212 124V123H211ZM210 124V125H211ZM232 124V123H231ZM241 124V123H240ZM239 124V125H240ZM253 124V123H252ZM160 125V124H159ZM163 125V124H162ZM179 125V126H178ZM214 125V124H213ZM213 125H211V126H213ZM217 125V124H216ZM230 125V124H229ZM237 125V124H236ZM254 125V124H253ZM252 125V126H253ZM94 126V125H93ZM157 126H158V124H157ZM232 125H230V127H231ZM161 127V126H160ZM163 127V126H162ZM183 127H184V125H183ZM210 127V126H209ZM215 127V126H214ZM221 127V126H220ZM254 127H256V125L254 126ZM151 128V129H152ZM159 129V128H158ZM186 129V128H185ZM233 129V128H232ZM245 129V128H244ZM259 129V128H258ZM257 129V130H258ZM261 129V128H260ZM49 130H50V128H47L46 127V125H45V127H43L42 129H40L39 131H37L36 132V134L34 135V137L32 138V141H31V143H32V146L30 147V148H27V149H31L32 151H34L33 149L35 148V145L36 144H38V143H40V141H42V139H46V134H47V132L49 133ZM153 130H155L154 128H153ZM252 130H253V127H252ZM255 130V129H254ZM262 130V129H261ZM90 131V130H89ZM152 131V130H151ZM230 131V130H229ZM91 132V131H90ZM154 132V131H153ZM188 132V133H187ZM187 136H188V138L186 139V145H185V149L183 150L184 151V154H185V157H188V158H190V160H191V162L193 163V165H194V170L196 171V172H198L199 174H201V173H205L206 172V170H205V168H207V167H205L204 165H203V163L204 162H206V161H208L209 163H211L212 161H215L216 163H217V161H221V160H219L221 157H224V159H228V160H230V159H234V161H236L235 159H237V161H238V158L240 157L241 158V155H240V153L242 152V150H244L245 149V144H246V146L248 145V143H246V140H244V141H242V139H241V141H242V143H241V145L239 146L240 148H239V151L238 152H236V150H235V153H233L232 155H229V154H222L223 152H225V151H223V150H226V149H224V144H223V146H222V144L217 140V138H216V135H217V133L214 131V130H212L211 129V127L210 128H208V127H206L204 124H202V123H199V124H197L196 122H195V124L192 122V124L190 125V127H189V129L187 130ZM251 131H247V133L249 134ZM51 133V132H50ZM150 133V132H149ZM155 133V132H154ZM159 133V132H158ZM157 133V134H158ZM241 133V132H240ZM239 133V134H240ZM245 133V132H244ZM96 134H98V133H96ZM152 134V133H151ZM160 134V133H159ZM185 134V133H184ZM247 134V137L248 136H251V135H248ZM252 134V133H251ZM28 135V134H27ZM53 135V134H52ZM52 135H50V136H52ZM148 135V134H147ZM150 135V134H149ZM148 135V136H149ZM154 135H156V134H154ZM253 135V134H252ZM21 136H23V135H21ZM143 136H145V137H143ZM24 137V136H23ZM154 137V136H153ZM206 137H210V139H211V142H209L208 143V146H207V144H206V142H205V138ZM246 137V136H245ZM246 137V138H247ZM25 138V137H24ZM47 138H48V140L50 139L49 138V136H47ZM184 138V137H183ZM238 138V137H237ZM246 138H244V139H246ZM250 138V137H249ZM249 138H247V139H249ZM257 138V137H256ZM22 139V138H21ZM53 139V138H52ZM99 140V139H98ZM145 140V139H144ZM152 140V138L150 139V141ZM158 140H157V142H158ZM251 140H253V138H251ZM45 140H43V142H44ZM248 141V140H247ZM21 142H22V140H21ZM42 142V143H43ZM183 142V141H182ZM238 142V141H237ZM257 142V141H256ZM260 142V141H259ZM27 143V142H26ZM102 143V142H101ZM154 143H156V142H154ZM236 143V142H235ZM25 144V143H24ZM41 144V143H40ZM46 144V143H45ZM55 144V143H54ZM103 144V143H102ZM101 144V145H102ZM160 144V143H159ZM29 145V144H28ZM31 145V144H30ZM47 145H48V141H47ZM46 145V146H47ZM161 145V144H160ZM159 145V146H160ZM50 146H52L51 144H50ZM47 147L45 150H46V153H42V154H46V155H44V157H51V158H49V159H51V160H49L50 161V163H51V165H56V162H57V160H58V155L56 154V153H53V154H51L52 152H54V151H56V148H55V150H54V148H52V147ZM99 146V145H98ZM163 146V145H162ZM250 146V145H249ZM248 146V147H249ZM56 147V146H55ZM93 147H94V149H93ZM100 147V146H99ZM99 147H97L98 149H99ZM184 147V146H183ZM212 147H215L216 149H217V153H212L211 152V148ZM222 147H223V149H222ZM33 148V149H32ZM225 148H227V147H225ZM37 149V148H36ZM57 149H58V147H57ZM101 149V148H100ZM99 149V150H100ZM178 149V148H177ZM233 149V148H232ZM238 149V148H237ZM61 149H59V151H60ZM103 150V149H102ZM101 150V151H102ZM144 150V149H143ZM231 150V149H230ZM248 150V149H247ZM98 151V150H97ZM205 151H207L206 152V155L204 154V152ZM223 151V152H222ZM229 151V150H228ZM246 151V150H245ZM29 152H30V150H29ZM45 152V151H44ZM61 152V151H60ZM161 152V151H160ZM177 152V151H176ZM227 152V151H226ZM231 152V151H230ZM233 152H234V150H233ZM255 152V151H254ZM28 153V152H27ZM36 153H38L37 152V150H35V152H30V153H28V158L32 161V164H34L35 162H36V160H37V162H38V158H39V155L38 154H36ZM162 153V152H161ZM164 153V152H163ZM244 154H246L245 152H243ZM96 154V153H95ZM104 154V153H103ZM177 154V153H176ZM183 154V153H182ZM21 155H22V153H21ZM27 155V154H26ZM84 155V154H83ZM98 155V154H97ZM134 155H138L137 156V158L134 156ZM162 155H165V154H162ZM180 155V154H179ZM225 155V156H224ZM17 156H19V155H17ZM139 156H141V157H139ZM143 156V157H142ZM156 156V155H155ZM158 156H160V155H158ZM167 156V157H168ZM244 157H245V155H243ZM78 157H81V156H78ZM84 157V156H83ZM82 157V158H83ZM88 157V156H87ZM87 157H84V158H87ZM135 157V158H134ZM175 157V156H174ZM178 157V156H177ZM16 158V157H15ZM18 158V157H17ZM158 158V157H157ZM161 158V157H160ZM239 158V159H240ZM45 159V158H44ZM88 159V158H87ZM26 160V159H25ZM82 160V159H81ZM90 160V159H89ZM98 160V159H97ZM157 160V159H156ZM159 160V159H158ZM161 160V159H160ZM231 160V161H232ZM241 160V159H240ZM67 161H63L64 163H63V167H66L67 166V164L69 163V162H67ZM88 160H86L85 159V161L83 162V164L85 163V162H87ZM182 161V160H181ZM236 161V162H237ZM242 161H243V159H242ZM177 162V161H176ZM180 162V161H179ZM239 162V161H238ZM238 162L237 163H235V162H233V163H235V164H231V165H236L237 166V164H238ZM246 162H248V160L246 161ZM162 163H164V162H162ZM181 163V162H180ZM101 164H103V163H101ZM176 164H178V163H176ZM212 164H214L213 162H212ZM219 164V163H218ZM227 164V163H226ZM225 164V165H226ZM246 164V163H245ZM91 165V164H90ZM148 165H149V163H148ZM150 165H154L153 163H151ZM190 165V164H189ZM192 165V166H193ZM208 165V164H207ZM247 165V164H246ZM166 166V165H165ZM187 166V165H186ZM218 166V165H217ZM227 166V165H226ZM241 166L242 165H240V167L239 168H241ZM62 166H60V168H61ZM152 167V172H154L155 174H157V175H160L161 173H164L165 174V170H164V167L162 166V165H160V166H158V164H157V166H151ZM188 167V166H187ZM211 167V166H210ZM235 167V166H234ZM53 168L54 167H52V173H53ZM60 168H57L58 170L60 169ZM83 168L85 169L84 171H83V175H85L86 177H87V179H85L84 180V186H83V190L81 189V191H83V193H86V194H80L81 196V200H82V197H85V201H84V204H85V208H84V210L85 211H87V210H90L89 208L91 207L90 206V202H92V200L94 199V189H95V187H98V186H96V184H97V182H96V175H98V178L100 177L99 176V174H98V172L96 173V174H94L93 176L92 175H90L91 174V169L89 168L88 170L86 169V167L85 166H83ZM146 168L148 169V167L146 166ZM186 168V167H185ZM228 168V167H227ZM244 168V167H243ZM242 168V169H243ZM55 169V168H54ZM167 169V168H166ZM208 169V168H207ZM211 169V168H210ZM209 169V170H210ZM24 170H26V171H28V170H30V168L27 170V168H22V173H24L25 171ZM69 170V169H68ZM99 170V169H98ZM101 170V169H100ZM99 170V171H100ZM193 170V171H194ZM208 170V171H209ZM213 170V169H212ZM55 171L56 170H54V173H55ZM97 171V170H96ZM95 171V172H96ZM150 171V170H149ZM164 171V172H163ZM207 171V172H208ZM244 171V170H243ZM260 170H258V172H259ZM20 172V173H21ZM69 172H73V173H75V171H73V170H71V171H69ZM102 172V171H101ZM151 172V173H152ZM195 172V173H196ZM206 172V173H207ZM51 173V175H53ZM81 173V172H80ZM242 173V172H241ZM248 173V172H247ZM264 173V172H263ZM167 174V173H166ZM165 174V175H166ZM245 174V173H244ZM101 175V176H102ZM201 175H203V174H201ZM225 175V174H224ZM229 175V174H228ZM232 175V174H231ZM234 175V174H233ZM236 175V174H235ZM253 175V174H252ZM70 176V175H69ZM154 176V175H153ZM198 176V175H197ZM200 176V175H199ZM223 176V175H222ZM55 177V176H54ZM57 177V176H56ZM159 177V176H158ZM157 177V178H158ZM227 177V176H226ZM245 177V176H244ZM148 178H149V176H148ZM152 178H154L155 179V177H152ZM160 178V177H159ZM169 178V177H168ZM203 178V177H202ZM211 178V177H210ZM15 179V181H14V185H12L13 186V188L12 189H14V190H16V189H18L19 187H21V186H25V187H28L29 185H27L26 183H23V176L22 175H19V177H17V178H14ZM100 179V178H99ZM99 179L97 180V181H99ZM154 179H152V180H154ZM170 179V178H169ZM197 179H200V177L199 178H197ZM212 179V178H211ZM221 179H222V177H221ZM151 180V179H150ZM151 180V181H152ZM201 180V179H200ZM204 180V179H203ZM196 181V182H193V183H188L185 187H181V190L183 189V191L185 190L187 193H189L190 191H191V193L192 192H194L195 194H190L189 193V195H191V196H189L193 201H191V205L190 206H193V208L190 210V211H187L188 212V215H187V217H188V220L187 221H189V223L188 224H190L191 225V228L189 229V230H191L192 228H193V230L194 229H198V227H200V229L202 230V231H206V229L204 230V228L206 227V224H208V223H210L211 224V222H212V220H213V217H212V220H211V217H210V215H213V213H212V211H211V213L212 214H210V211H208L207 210V208L209 207L208 205H207V203L206 202H208L207 200H205V198L206 197H210V196H212V195H215V197L214 198H212L213 200L215 199V201H216V198L217 199H219V196H222V195H220L218 192H217V194H219V196L218 197H216L217 195L216 194H210V192L208 193V190L209 191H211L212 190V192L214 191V190H218V188H220L221 186H220V184H222V186L224 185L223 183H218L217 182V184H213L212 182L211 183H209V182H206V181ZM206 180V179H205ZM215 180H217V179H215ZM219 180V179H218ZM235 180H236V178H235ZM133 181H134V179H133ZM132 181V182H133ZM221 181V180H220ZM223 181V180H222ZM56 182V181H55ZM154 182V181H153ZM159 182V181H158ZM240 182V181H239ZM134 183H135V181H134ZM134 183H132V185H134ZM135 183V184H136ZM253 183V182H252ZM255 183V182H254ZM12 184V183H11ZM98 184H99V182H98ZM163 184V183H162ZM161 184V185H162ZM166 184V183H165ZM172 183H170V185H171ZM256 184V183H255ZM42 185V184H41ZM54 185V184H53ZM173 185V184H172ZM171 185V186H172ZM102 186V187H103ZM171 186H169V187H171ZM225 186V185H224ZM251 186V185H250ZM254 186V185H253ZM134 188H135V185L133 186ZM160 187V186H159ZM174 187V186H173ZM82 188V187H81ZM132 188V187H131ZM134 188H132V190H134ZM151 188H152V184H151ZM153 188H154V186H153ZM163 188V187H162ZM223 188V187H222ZM253 188V187H252ZM99 189V188H98ZM174 189V188H173ZM224 189V188H223ZM160 190V189H159ZM166 190V189H165ZM170 190V189H169ZM13 191V190H12ZM65 191V190H64ZM76 191H78V188H77V190ZM90 191V192H89ZM131 191V190H130ZM153 191V190H152ZM151 191V192H152ZM158 191V190H157ZM157 191H155L154 190V192H157ZM182 191V192H183ZM207 191V192H206ZM220 191H222L223 192V190H220ZM227 190L225 189V192H226ZM250 191V190H249ZM252 191V190H251ZM89 192V193H88ZM91 192H93V194L91 193ZM104 192V191H103ZM153 192V193H154ZM203 192H206V193H208V194H203ZM211 192V193H212ZM225 192H223L224 194H226ZM255 192V191H254ZM82 193V192H81ZM153 193H148V194H153ZM164 193V192H163ZM168 194H175V192H174V190L172 191H170V192H167ZM196 193H198V194H196ZM199 193H202V194H199ZM216 193V192H215ZM78 194V193H77ZM116 194H118V197L116 198L115 196H117ZM155 194H157V193H155ZM159 194V193H158ZM157 194V195H158ZM229 194H230V192H229ZM5 195V194H4ZM76 195V194H75ZM101 195V194H100ZM107 195V194H106ZM105 195V196H106ZM107 195V196H108ZM131 195V194H130ZM161 195V194H160ZM159 195V196H160ZM163 195V194H162ZM165 195V194H164ZM188 195V194H187ZM244 195V194H243ZM107 196H106V198H107ZM182 196H184V195H182ZM224 196V195H223ZM228 196V195H227ZM254 196V195H253ZM97 197V196H96ZM128 197V196H127ZM130 197V196H129ZM128 197V198H129ZM142 197V196H141ZM144 197H145V195H144ZM164 197V196H163ZM173 197V196H172ZM65 198V197H64ZM74 198V197H73ZM78 198H79V196H78ZM120 198H122V196L120 197ZM169 198V197H168ZM221 198V197H220ZM231 198V197H230ZM229 198V199H230ZM246 198V197H245ZM250 198V197H249ZM255 198V197H254ZM100 199V198H99ZM104 199V198H103ZM108 199V198H107ZM106 199V200H107ZM122 199H124V198H122ZM140 199V198H139ZM185 199H186V197H185ZM208 199V198H207ZM209 199H211V197L209 198ZM208 199V200H209ZM222 199V198H221ZM64 200H67V198H65ZM102 200V199H101ZM141 200H143V197H142V199ZM145 200V199H144ZM198 200L200 201V202H198ZM251 200V199H250ZM249 200V201H250ZM9 201V196L7 195L6 197H4L3 198V200L1 201V203H0V219H1V217H2V209H3V207L5 206V204H7V202ZM94 201V200H93ZM96 201H98L97 200V198H96ZM112 201V200H111ZM121 201V200H120ZM167 201V200H166ZM173 201V200H172ZM205 201V202H204ZM231 201V200H230ZM253 201V200H252ZM81 202V201H80ZM83 202V201H82ZM101 202V201H100ZM108 202V201H107ZM121 202H123V201H121ZM134 202V201H133ZM142 201H140V203H141ZM148 202V201H147ZM159 202V201H158ZM186 202V201H185ZM232 202V201H231ZM129 203V202H128ZM135 203H136V201H135ZM134 203V204H135ZM139 203V206L141 205V206H144V204H140ZM173 203V202H172ZM190 203V202H189ZM192 203H193V205H192ZM210 204H212L211 202H209ZM208 203V204H209ZM225 203H226V201H225ZM68 204V203H67ZM95 204H97V203H95ZM101 204V203H100ZM137 204V203H136ZM148 204H149V202H148ZM200 204V205H199ZM91 205H93V204H91ZM146 205V204H145ZM174 205V204H173ZM186 205V204H185ZM222 205V204H221ZM108 206V205H107ZM114 206V205H113ZM128 206V204L126 205V207ZM138 206V205H137ZM138 206V207H139ZM161 206V205H160ZM182 206V205H181ZM183 206H184V204H183ZM187 206V205H186ZM230 206H232V205H230ZM246 206V205H245ZM106 207V206H105ZM110 207H112V206H110ZM129 207V206H128ZM132 207H133V205H132ZM136 207V206H135ZM189 207V206H188ZM214 207H216L215 206V204H214ZM114 208V207H113ZM122 208V207H121ZM162 208V207H161ZM169 208V207H168ZM185 208V207H184ZM212 208H213V206H212ZM212 208H211V210H212ZM253 208V207H252ZM83 209V208H82ZM94 209V208H93ZM102 209V208H101ZM104 209V208H103ZM108 209V207H106V210ZM110 209V208H109ZM145 209V208H144ZM176 209V208H175ZM183 209V208H182ZM215 209V208H214ZM247 209V208H246ZM105 210V211H106ZM122 210V209H121ZM134 210V209H133ZM166 210V212H167V210L168 209H165ZM172 210V209H171ZM174 210V209H173ZM223 210V209H222ZM245 210V209H244ZM83 211V210H82ZM91 211V210H90ZM98 211V210H97ZM102 211V210H101ZM128 211H129V209H128ZM140 211V210H139ZM158 211V210H157ZM169 211V210H168ZM175 211V210H174ZM225 211V210H224ZM238 211V210H237ZM241 211V210H240ZM239 211V212H240ZM87 212H89V211H87ZM110 212V211H109ZM124 212V211H123ZM131 211H129V213H130ZM133 212V211H132ZM156 212V211H155ZM165 212V213H166ZM170 212V211H169ZM178 212V211H177ZM217 212V211H216ZM215 212V213H216ZM95 213V212H94ZM93 213V214H94ZM103 213V212H102ZM106 213V212H105ZM140 214H141V212H139ZM157 213V212H156ZM180 213H182V212H180ZM89 214V213H88ZM99 214V213H98ZM104 214V213H103ZM106 214H108V213H106ZM105 214V215H106ZM122 214V213H121ZM128 214V213H127ZM147 214V213H146ZM170 214V213H169ZM174 214V213H173ZM187 214V213H186ZM92 215V214H91ZM102 215V214H101ZM123 215V214H122ZM121 215V216H122ZM137 215V214H136ZM159 215V214H158ZM158 215L156 214V216L155 217H158ZM167 215V214H166ZM177 215V214H176ZM183 215V214H182ZM242 215V214H241ZM99 216V215H98ZM143 216V215H142ZM145 216V215H144ZM148 216V215H147ZM153 216H154V214H153ZM170 216H171V214H170ZM169 216V218H171ZM214 216H215V214H214ZM217 216V215H216ZM226 216H228V215H226ZM92 217H94V215L92 216ZM91 217V218H92ZM102 217H103V215H102ZM101 217V218H102ZM118 217V216H117ZM146 217V216H145ZM144 217V218H145ZM164 217V216H163ZM162 217V218H163ZM165 217H167V216H165ZM179 217V215L176 217L177 219H179L178 218ZM186 216H185V220H186V218H187ZM131 218V217H130ZM140 218H142L141 216H140ZM144 218H142V219H144ZM149 219H150V217H148ZM160 219H161V216L159 217ZM168 218V217H167ZM166 218V219H167ZM174 218H175V215H174ZM176 218H175V220H176ZM183 218V217H182ZM120 219V218H119ZM123 219V218H122ZM153 219V218H152ZM164 219V218H163ZM163 219H161V220H163ZM172 219H173V217H172ZM181 219V218H180ZM215 219V218H214ZM217 219V218H216ZM92 220V219H91ZM99 220V219H98ZM101 220V219H100ZM99 220V221H100ZM121 220V219H120ZM151 220V219H150ZM155 220V221H154ZM165 220V219H164ZM170 220V221H169ZM168 220V225L170 224V222L171 221H173V220H171V219H169ZM184 220V221H185ZM218 220V219H217ZM220 220V219H219ZM224 220V219H223ZM231 220V219H230ZM235 220V219H234ZM243 220H244V218H243ZM104 221V220H103ZM127 221H128V219H127ZM152 221V220H151ZM177 221V220H176ZM211 221V222H210ZM97 222V221H96ZM107 222V221H106ZM144 223H145V221H143ZM149 222V221H148ZM148 222H146V223H148ZM158 222V219L156 220V219H153V221L152 222H149L148 224L151 226V225H153V223H155L154 225H156V223ZM165 222H167V221H165ZM213 222H217V221H213ZM219 222V221H218ZM217 222V224H219ZM98 223V222H97ZM118 223V222H117ZM142 222H140V224H141ZM159 223H161V222H158V224ZM164 223V222H163ZM173 223V222H172ZM184 223H186V222H184ZM186 223V224H187ZM229 223V222H228ZM99 224V223H98ZM98 224H96V225H98ZM132 224V223H131ZM134 224V223H133ZM139 224V225H140ZM157 224V225H158ZM178 224L180 225V222H178ZM177 224V225H178ZM187 224V225H188ZM213 224V223H212ZM216 224V225H217ZM225 224V223H224ZM223 224V225H224ZM227 224V223H226ZM128 225H130V224H128ZM127 225V226H128ZM138 225V226H139ZM166 225V224H165ZM172 225V224H171ZM174 225H175V223H174ZM173 225V226H174ZM181 225L184 227V225L181 223ZM215 225V223L213 224V225H211L212 227ZM220 225H221V223H220ZM231 225V224H230ZM234 225V224H233ZM112 226V225H111ZM134 226V225H133ZM136 226H137V223H136ZM146 226H147V224H146ZM162 226V225H161ZM167 226V225H166ZM189 226V225H188ZM219 226V225H218ZM222 226V225H221ZM98 227V226H97ZM104 227V226H103ZM114 227V226H113ZM129 227V226H128ZM145 227V226H144ZM163 227V226H162ZM176 227V226H175ZM179 227V226H178ZM183 227H182V229H183ZM186 227V226H185ZM211 227V229H213ZM215 227H217V226H215ZM102 228V227H101ZM105 228V227H104ZM115 228H117V225H116V227ZM130 228H131V226H130ZM135 228V227H134ZM137 228V227H136ZM139 228H140V226H139ZM138 228V229H139ZM164 228H167V227H165L164 226ZM181 228V227H180ZM188 228V227H187ZM186 228V229H187ZM218 228V227H217ZM222 228V227H221ZM239 228V227H238ZM107 229V228H106ZM125 229V228H124ZM143 229V228H142ZM150 229V228H149ZM152 229V228H151ZM157 229V228H156ZM169 229V228H168ZM181 229V230H182ZM209 229V228H208ZM210 229V230H211ZM233 229H234V227H233ZM93 230V229H92ZM134 230V229H133ZM137 230V229H136ZM141 229H139V232L141 233V231H140ZM167 230V229H166ZM175 230V229H174ZM188 230V229H187ZM188 230V232L187 233H185V234H188L189 232H191V234H190V236L191 237H193L192 236V230L191 231H189ZM215 230H216V228H215ZM218 230V229H217ZM216 230V231H217ZM238 230V229H237ZM97 231V230H96ZM95 231V232H96ZM101 231H103V229L101 230ZM100 231V232H101ZM127 231V230H126ZM131 231V230H130ZM143 231V230H142ZM147 231V230H146ZM184 231V230H183ZM195 231V230H194ZM219 231V230H218ZM223 231V230H222ZM226 231H227V229H226ZM235 231V230H234ZM94 232V235L95 234H97V233H95ZM106 232H107V230H106ZM113 232V231H112ZM123 232V231H122ZM136 232V231H135ZM134 232V233H135ZM159 231H157V233H158ZM169 232L170 233H172L170 230H169ZM182 232V231H181ZM209 232V231H208ZM207 232V233H208ZM211 232V231H210ZM228 232V231H227ZM70 233V232H69ZM88 233V232H87ZM98 233H99V231H98ZM117 233H118V231H117ZM120 233V232H119ZM127 234H129L128 232H126ZM126 233H124L123 232V234H118L117 236H118V239H120L121 240V243L123 244V242L122 241H124V239H126L127 237H126ZM184 233V232H183ZM182 233V234H183ZM202 233V232H201ZM206 233V234H207ZM225 233V232H224ZM67 234V233H66ZM150 234V233H149ZM148 234V235H149ZM167 234H169L168 232L166 233V236H167ZM178 234L179 233H177V238H179L178 237ZM195 234H199V232L197 233H195ZM202 234H204V233H202ZM226 234V233H225ZM58 235V234H57ZM84 235V232H81V231H74L73 233H71V235L69 234V238L67 239V237H66V239L67 240H65V238H64V241H63V243H59L60 244V247H59V250L57 251V253L54 255L55 256V264H85L86 263V260H88V257L89 256H92L91 254H92V252L93 253H97V251H96V249H95V251L94 250H91L93 247H92V245H91V249H89V250H85V249H83V248H81L80 247V245L79 244H77V243H71V242H69L70 240L69 239H75V240H79L80 239V237L81 236H83ZM87 235V234H86ZM98 236H99V234H97ZM172 236H174L173 234H171ZM176 235V234H175ZM201 235V234H200ZM211 234H209L208 236H206L207 238H210L209 236H210ZM213 235V234H212ZM211 235V236H212ZM227 235H228V233H227ZM242 235V234H241ZM114 236V235H113ZM132 236V235H131ZM134 236V235H133ZM139 236V235H138ZM154 236L155 235H153V239H154ZM163 236H165V235H163ZM169 236H170V234H169ZM183 236H185V235H183ZM197 236V235H196ZM214 236V235H213ZM238 236V235H237ZM62 237V236H61ZM65 237V236H64ZM83 237H85V236H83ZM83 237H81V238H83ZM87 237V236H86ZM94 237V236H93ZM116 237V236H115ZM115 237H113L114 239H116ZM152 237V236H151ZM159 237V236H158ZM190 237V238H191ZM204 237H205V235L204 236H202L201 238L200 237H198L197 236V238H200L199 239V241L200 242H197L196 241V243H199L201 246V248H199V244L198 245H194V247L196 248V246H198V248H199V251H198V249L196 250L197 252H195V251H192L193 253L195 252V253H197V255L194 253V255H192V256H194V258H191V259H188L189 260V264H209V262L210 261H206V259H209L210 260V258H212L210 255L211 254H209V257L210 258H207V256L205 255V242H204ZM205 237V238H206ZM236 237V236H235ZM239 237V236H238ZM63 238V237H62ZM61 238V239H62ZM112 238V237H111ZM112 238V240H114ZM181 238H183V237H181ZM186 238H187V236H186ZM222 238V237H221ZM226 238V237H225ZM233 238V237H232ZM242 238V237H241ZM91 239V238H90ZM94 240H95V238H93ZM117 239V240H118ZM151 239V238H150ZM163 239V238H162ZM165 239H167V238H165ZM169 239H172V238H170L169 237ZM185 239V238H184ZM220 239V238H219ZM231 239V238H230ZM82 240V239H81ZM116 240V241H117ZM120 240H118V241H120ZM142 240V239H141ZM161 240V239H160ZM180 240H182V239H180L179 238V240H174V239H172V240H170L171 242H172V244H175V246L176 247H173V248H177L178 247V245L180 244L179 242H181ZM187 240V239H186ZM189 240V239H188ZM194 240H197V239H195V237H194ZM207 240H209V239H207ZM207 240H206V242H207ZM220 240H222V239H220ZM239 240V239H238ZM249 240V239H248ZM50 241V240H49ZM55 241H56V239H55ZM74 241V240H73ZM84 241H85V239H84ZM93 241V240H92ZM91 241V242H92ZM103 241V240H102ZM115 241V240H114ZM148 241V240H147ZM153 241H155V240H153ZM167 241H169V240H167ZM179 241V242H178ZM190 241V240H189ZM191 241H192V238H191ZM216 241V240H215ZM62 242V241H61ZM76 242V241H75ZM78 242V241H77ZM91 242H90V244H91ZM98 242V241H97ZM150 242V241H149ZM149 242H147V243H149ZM174 242V243H173ZM211 242V241H210ZM213 242V241H212ZM217 242V241H216ZM229 242H231V241H229ZM236 242H237V240H236ZM79 243V242H78ZM80 243H81V241H80ZM93 243V242H92ZM106 243V242H105ZM104 243V244H105ZM121 243H119V245H117V246H120V244ZM157 243V242H156ZM158 243H159V241H158ZM157 243V244H158ZM179 243V244H178ZM182 243H183V240H182ZM188 243V242H187ZM189 243H191V242H189ZM224 243H225V241H224ZM84 244H85V242H84ZM98 244V243H97ZM103 244V245H104ZM108 244H110V243H108ZM126 244V243H125ZM143 244V243H142ZM144 244H146V243H144ZM172 244H169V246L167 247L168 249H170L169 247L172 245ZM195 244V243H194ZM86 245H87V243H86ZM129 245V244H128ZM131 245V244H130ZM147 245V244H146ZM146 245H145V247H146ZM160 245V244H159ZM208 246H209V243L207 244ZM212 245V244H211ZM218 245V244H217ZM229 245V244H228ZM236 245H237V243H236ZM236 245H235V247H236ZM134 246V245H133ZM144 246V245H143ZM149 246V245H148ZM147 246V247H148ZM163 246H164V244H163ZM166 246V245H165ZM173 246V245H172ZM188 246V245H187ZM190 246H192V245H190ZM219 246V245H218ZM242 246V245H241ZM244 246H245V244H244ZM247 246H249V245H247ZM85 247V246H84ZM87 247V246H86ZM88 247H89V245H88ZM136 247V246H135ZM159 247V246H158ZM185 247V246H184ZM98 248H100V247H98ZM107 248V247H106ZM110 248H111V246H110ZM109 248V249H110ZM118 248V247H117ZM117 248H113V249H116V250H118ZM120 248H122V249H124V247H123V245H122V247L120 246ZM181 245L179 246V248H177V249H179L180 251H181ZM187 248H189V247H187ZM194 248V249H195ZM209 248V247H208ZM214 248V247H213ZM216 248H218V247H216ZM237 248V247H236ZM235 248V249H236ZM57 249V248H56ZM87 249V248H86ZM112 249V250H113ZM121 249V251H122V253H124V251ZM148 249V248H147ZM149 249H151V248H149ZM149 249H148V251H149ZM153 249V248H152ZM151 249V250H152ZM175 249H173V250H175ZM193 249V250H194ZM224 249V248H223ZM241 249H242V247H241ZM97 250H99V249H97ZM162 250H164V249H162ZM171 250H172V247H171ZM173 250L171 251V252H173ZM177 251V252H179V254H181V252L180 251ZM184 250V249H183ZM210 250V249H209ZM221 250V249H220ZM219 250V251H220ZM244 250V249H243ZM120 251V250H119ZM120 251V252H121ZM148 251H147V253H148ZM208 251V250H207ZM218 251V250H217ZM232 251V250H231ZM240 251V250H239ZM253 251V250H252ZM109 252V251H108ZM114 252V251H113ZM117 251H115V253H116ZM120 252H118V255L120 254H122V253H120ZM143 252V251H142ZM169 252V251H168ZM176 252V253H177ZM183 252V251H182ZM212 252V251H211ZM215 252H216V250H215ZM214 252V253H215ZM127 253H128V251H127ZM127 253L125 252L124 254H126L127 255ZM185 253V252H184ZM210 253V252H209ZM229 253V252H228ZM236 253V252H235ZM248 253V252H247ZM264 253V252H263ZM103 254V253H102ZM114 254V253H113ZM153 254V253H152ZM157 254V253H156ZM163 254V253H162ZM179 254H177L178 255V257H179ZM219 254V253H218ZM222 254V253H221ZM227 254V253H226ZM234 254V253H233ZM99 255V254H98ZM111 255V254H110ZM118 255H117V257H118ZM131 255V254H130ZM154 255V254H153ZM169 255H171V254H169ZM174 255H176V254H174ZM176 255V256H177ZM187 255H189L188 253H187ZM195 255L197 256V258L195 259ZM216 255V254H215ZM247 255V254H246ZM103 256V255H102ZM122 256H123V254H122ZM125 256V255H124ZM138 256V255H137ZM161 257H162V255H160ZM182 256V255H181ZM213 256V255H212ZM93 257V256H92ZM94 257H96V256H94ZM111 257V256H110ZM113 257V256H112ZM145 257V256H144ZM143 257V258H144ZM156 257V256H155ZM159 257V256H158ZM160 257V258H161ZM164 257V256H163ZM175 257V256H174ZM173 257V258H174ZM183 257V256H182ZM191 257V256H190ZM102 258V257H101ZM101 258H99V259H101ZM130 258H132V256L130 257ZM151 258V257H150ZM149 258V255H148V257H147V259H150ZM154 258V257H153ZM169 258V257H168ZM217 258V257H216ZM216 258H215V261H216ZM225 258H226V256H225ZM232 258V257H231ZM230 258V259H231ZM263 258V257H262ZM90 259H91V257H90ZM96 259H97V257L94 259V260H90L91 262L90 263H93V261H95V263H98V261L96 262ZM123 259V258H122ZM145 259V258H144ZM220 259H221V256H220ZM256 259V258H255ZM124 260V259H123ZM133 259H131V261H132ZM142 260V259H141ZM146 260V259H145ZM152 260V259H151ZM155 260V259H154ZM153 260V261H154ZM160 260V259H159ZM163 260V259H162ZM176 260V259H175ZM212 260V259H211ZM224 260V259H223ZM226 260V259H225ZM101 261V260H100ZM102 261H104L103 260V258H102ZM110 261V260H109ZM130 261V260H129ZM147 261V260H146ZM181 261V260H180ZM126 261L124 260V263H125ZM134 262V261H133ZM141 262H143V260L141 261ZM165 262V261H164ZM177 262H179V261H177ZM184 262V261H183ZM219 262V261H218ZM87 263H89V262H87ZM94 263V264H95ZM101 263H103V262H101ZM111 263V262H110ZM124 263H122V264H124ZM145 263V262H144ZM143 263V264H144ZM147 263V262H146ZM150 263V262H149ZM167 263V262H166ZM169 263V262H168ZM172 262H170L169 264H171ZM175 263H176V261H175ZM175 263H172V264H175ZM210 263H212V261L210 262ZM128 264V263H127ZM131 264V263H130ZM139 264V263H138ZM148 264V263H147ZM155 264H156V262H155ZM160 264V263H159ZM178 264V263H177ZM188 264V263H187ZM213 264H215V263H213ZM260 264V263H259Z\"/></svg>",
	"mask_w": 264,
	"mask_h": 264
},
{
	"label": "crops",
	"instance_id": "0c3cea01",
	"mask_svg": "<svg viewBox=\"0 0 264 264\" xmlns=\"http://www.w3.org/2000/svg\"><path fill=\"white\" fill-rule=\"evenodd\" d=\"M25 53L26 56L22 63L24 64L27 60V64L24 65L26 69L23 70L21 77L18 78L17 55L14 56L15 58H11L14 61L15 70L13 68L9 72L6 71L14 76L13 78H15L13 73L15 71L17 75L15 80L17 79V81L13 78H11L13 80H8L12 76H8L5 71L0 76V157L17 147V142L23 137L21 135H24V129L27 126L23 116L24 111L29 110L31 105H36L42 88L48 85L49 82L57 80L60 71V50L48 45L42 39L32 41ZM2 74L5 76L4 79L6 78L8 81L1 79ZM20 110L22 111L20 112ZM4 158L9 160L7 157ZM8 165V162L5 165L3 160L0 159V167L7 168ZM23 183H27L25 176H23ZM17 194H20V189ZM23 194L27 195L25 197L17 195L13 199L9 198L4 206V211L7 210L4 213L13 212L15 215H21L30 223L27 226L15 227L0 222V244H35L43 239L48 227L73 224L75 215L66 212L68 208L66 202L53 204L49 197L40 198L36 196L40 193L27 189L24 190ZM42 194H50V192ZM1 214L3 216V212Z\"/></svg>",
	"mask_w": 264,
	"mask_h": 264
},
{
	"label": "built area",
	"instance_id": "2783aa9c",
	"mask_svg": "<svg viewBox=\"0 0 264 264\" xmlns=\"http://www.w3.org/2000/svg\"><path fill=\"white\" fill-rule=\"evenodd\" d=\"M51 90H50V86L49 85H45L43 88H42V91L39 95V99H40V102L41 104L43 105H47L50 103L52 97H51ZM206 152H204V154L206 155ZM4 223L6 225H16V226H19V225H29V221L26 220L25 218H22L21 216H18V215H14V214H11V213H6L4 215Z\"/></svg>",
	"mask_w": 264,
	"mask_h": 264
}]
</instances>
